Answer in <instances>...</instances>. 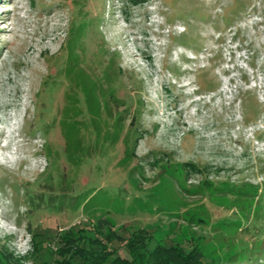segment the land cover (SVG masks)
Returning <instances> with one entry per match:
<instances>
[{"label": "rangeland", "instance_id": "374dc122", "mask_svg": "<svg viewBox=\"0 0 264 264\" xmlns=\"http://www.w3.org/2000/svg\"><path fill=\"white\" fill-rule=\"evenodd\" d=\"M0 117V264H264V0H0Z\"/></svg>", "mask_w": 264, "mask_h": 264}, {"label": "trees", "instance_id": "16d2710c", "mask_svg": "<svg viewBox=\"0 0 264 264\" xmlns=\"http://www.w3.org/2000/svg\"><path fill=\"white\" fill-rule=\"evenodd\" d=\"M145 232L140 230V234ZM66 243L64 246L59 247L57 252L62 255H66L68 253H76L82 255L85 258L84 264H102V261H99L96 257L99 255V252L109 253L108 245L99 239H94L92 246L83 247L77 246L78 243L72 242V237L70 235H65ZM140 236L132 238L127 246L129 247L130 257L124 256H114V258L110 259L111 252L108 254V260L110 261L108 264H205L202 261L199 254L194 250L186 251L179 245H168V244H159L156 245L151 251L145 250L144 244H138ZM97 251H96V250ZM95 250V252L93 251ZM82 252V254H81ZM94 255V256H93ZM91 260L92 262H88ZM57 264H74L69 258H65L61 261H58ZM79 264V263H78Z\"/></svg>", "mask_w": 264, "mask_h": 264}, {"label": "bare ground", "instance_id": "6f19581e", "mask_svg": "<svg viewBox=\"0 0 264 264\" xmlns=\"http://www.w3.org/2000/svg\"><path fill=\"white\" fill-rule=\"evenodd\" d=\"M3 119L0 117V150L3 148V146H10V143L13 140V132L15 131V128L8 125V127H3ZM5 143V145H3ZM14 156V155H13Z\"/></svg>", "mask_w": 264, "mask_h": 264}]
</instances>
